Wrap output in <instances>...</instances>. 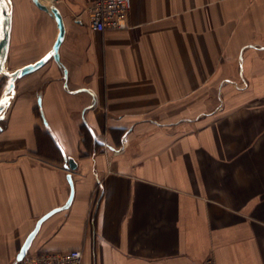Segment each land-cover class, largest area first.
<instances>
[{
	"label": "crops",
	"instance_id": "crops-1",
	"mask_svg": "<svg viewBox=\"0 0 264 264\" xmlns=\"http://www.w3.org/2000/svg\"><path fill=\"white\" fill-rule=\"evenodd\" d=\"M22 1L8 69L46 56L57 34ZM92 1L44 0L62 16L59 58L16 78L0 119V264L65 204L67 174L68 206L26 254L264 264V0H131L126 27L104 31L89 25Z\"/></svg>",
	"mask_w": 264,
	"mask_h": 264
},
{
	"label": "water",
	"instance_id": "water-1",
	"mask_svg": "<svg viewBox=\"0 0 264 264\" xmlns=\"http://www.w3.org/2000/svg\"><path fill=\"white\" fill-rule=\"evenodd\" d=\"M34 4L43 9L46 10L50 13L51 16L56 21V26H57V34L55 37V40L53 42V45L51 47V50L48 52V54L38 60H36L33 63H29L17 68L13 69H8L6 67V60H7V55H8V47H9V41H10V32H11V26H12V5L10 0H0V76H6V84L4 86V90L2 95L0 96V119L3 117V111L6 108L7 104L9 103L11 96L14 92V82L16 78L20 75H23L27 72H30L40 66L45 59L48 56H53L56 60L59 58V52H58V47L61 43L63 34H64V26H63V20L62 16L58 10V8L54 4L46 5L42 3L40 0H32ZM38 103L40 102V98L37 99ZM40 111V116L42 118V121L44 125L47 127V122L44 118V115L42 113V110L39 109ZM2 126L0 125V130ZM58 148L60 151L63 153V149L59 144H57ZM64 159L68 161V166L71 168H74L76 165V162L73 160L71 157H66L65 154L63 153ZM67 179L70 184V193L69 196L61 207H56L49 212L43 214L35 223L34 228L28 233V235L25 237L24 241L22 242L16 256H15V262L17 263L20 261L23 256L26 254L27 249L30 246V243L32 239L34 238L40 223L42 220H44L46 217H48L52 212L59 210L61 208H64L68 206L72 196H73V184L71 180L70 174H67Z\"/></svg>",
	"mask_w": 264,
	"mask_h": 264
},
{
	"label": "built area",
	"instance_id": "built-area-1",
	"mask_svg": "<svg viewBox=\"0 0 264 264\" xmlns=\"http://www.w3.org/2000/svg\"><path fill=\"white\" fill-rule=\"evenodd\" d=\"M131 0H93L87 7L89 25L93 30L126 27ZM17 264H84L80 249L27 253ZM193 264H216L212 256Z\"/></svg>",
	"mask_w": 264,
	"mask_h": 264
},
{
	"label": "rangeland",
	"instance_id": "rangeland-1",
	"mask_svg": "<svg viewBox=\"0 0 264 264\" xmlns=\"http://www.w3.org/2000/svg\"><path fill=\"white\" fill-rule=\"evenodd\" d=\"M11 1V0H10ZM13 2H20L21 3V5L22 4H24V1H22V0H12ZM23 2V3H22ZM32 5H33V3H32ZM23 6H25V4L23 5ZM34 6V5H33ZM13 8V7H12ZM7 67V66H6ZM5 84H6V76H0V96L2 95V93H3V90H4V86H5ZM17 264V263H16Z\"/></svg>",
	"mask_w": 264,
	"mask_h": 264
},
{
	"label": "bare ground",
	"instance_id": "bare-ground-1",
	"mask_svg": "<svg viewBox=\"0 0 264 264\" xmlns=\"http://www.w3.org/2000/svg\"><path fill=\"white\" fill-rule=\"evenodd\" d=\"M42 3H44V4H46L45 2H44V0H40ZM23 3V2H22ZM15 4V3H14ZM11 5H12V7H13V1L11 0ZM25 9V8H24ZM13 25V24H12ZM13 28V27H12Z\"/></svg>",
	"mask_w": 264,
	"mask_h": 264
}]
</instances>
